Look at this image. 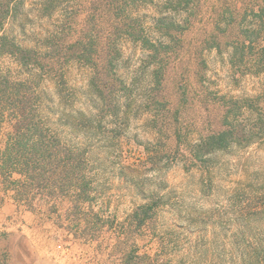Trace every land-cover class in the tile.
Instances as JSON below:
<instances>
[{"label": "rangeland", "instance_id": "rangeland-1", "mask_svg": "<svg viewBox=\"0 0 264 264\" xmlns=\"http://www.w3.org/2000/svg\"><path fill=\"white\" fill-rule=\"evenodd\" d=\"M35 1L26 0L18 9L25 20L9 22L5 32L27 45L39 35L65 40L82 33L92 57H105L106 52L113 56L100 70L68 60L62 77L36 72L45 90L43 109L50 126L63 142L82 144L91 153V199L102 217L98 224L103 225L104 238L101 243L73 239L56 224L70 225L73 216L66 215L67 204H59V219L56 214L32 213L5 196L0 184V264H115L113 248L106 245L113 242L114 232L122 231L126 216L144 202L158 205L164 223L157 228L170 233L169 249L196 240L198 234L188 231L208 236L219 234L222 227L264 229V70L242 72L243 67L228 62L229 43L242 34L243 24L262 26L264 35V0H193L186 10L171 13L162 0L120 10L111 0H67L64 9L47 16L37 12ZM160 15L179 27L172 33L169 54L154 61L133 35H157L147 26ZM116 17L129 26L113 27ZM7 70L26 75L16 59L0 54V72ZM100 71L109 91L104 103L93 91ZM227 112L262 132L195 157L192 145L220 129ZM209 241L210 256L195 264H218L213 255L222 239L217 235ZM136 244L141 251L157 249L148 237ZM185 264H190L188 259Z\"/></svg>", "mask_w": 264, "mask_h": 264}, {"label": "trees", "instance_id": "trees-1", "mask_svg": "<svg viewBox=\"0 0 264 264\" xmlns=\"http://www.w3.org/2000/svg\"><path fill=\"white\" fill-rule=\"evenodd\" d=\"M111 1L120 10L124 5L148 0ZM65 2L67 0H36V10L46 14L44 16L51 15L56 10L64 9ZM162 2L168 10L167 13L186 10L194 3L193 0ZM25 3L26 0H0V54L16 59L21 71L26 72V75L20 76L8 70L0 72L1 191L17 206H23L36 214H56L57 219L61 216L57 214L59 204H67L65 213L69 218L73 216L67 221L70 225L63 227L58 222L56 224L72 234L75 240L101 243L104 238L103 225L98 223L102 217L94 210L91 199L93 190L87 169L91 153L82 144L63 142L60 133L50 126L43 109L45 90L40 86V80L36 79V72L40 71L42 77L49 73L58 78L62 77L64 64L68 60L86 62L94 70H100L101 65L112 63L113 56L106 52L105 57L96 54V57H92L93 54L87 52L82 33L65 40L57 35H39L33 45L24 44L13 33L5 32L4 27L9 22L13 25L18 19L25 20L24 14L18 13V9H22ZM118 14L117 12L116 15ZM166 17H155L147 26L148 30L156 32L157 35H133L147 56L154 58V61L169 54L172 33L179 27V23L174 20L167 22ZM114 20L113 27L129 26L123 18L118 21L116 17ZM16 27L22 28L23 25L17 24ZM262 29V26L259 27L253 22L243 24L242 34L237 36L235 42L229 43L228 62L232 67H243L242 72L251 70L253 73H260L264 70V35L260 34ZM33 71L35 72L32 73ZM101 74V84H94L93 91L96 92L97 101L104 103L109 91L105 74L100 71ZM102 83L105 84L104 90ZM77 113L85 114L82 111ZM223 120L220 129L202 136L192 145V154L195 157L248 141L263 130L256 125L252 127L242 124L241 119L234 118L228 112L223 115ZM63 126L73 129L68 123H63ZM157 206L152 202L139 204L122 222V231L113 233V242L106 246L113 248L114 253H110V256L112 255L115 264H185V259L190 264H195L197 259L210 256L212 247L209 240L217 235L222 239L220 246L215 248L217 254L213 255L218 264H264V229L245 225L236 226L234 229L222 227L219 234L208 236L206 232L188 231L191 235L198 234L196 240L200 239L202 242L187 238L190 242L187 247L169 249L167 240L170 233L157 228L164 223ZM187 221H192V218L188 217ZM71 225L73 229L70 228ZM175 227L184 228L182 225ZM171 230L174 234V230ZM146 237L157 245L153 253L141 251L136 244L137 240ZM101 245H98L100 251L104 248Z\"/></svg>", "mask_w": 264, "mask_h": 264}]
</instances>
